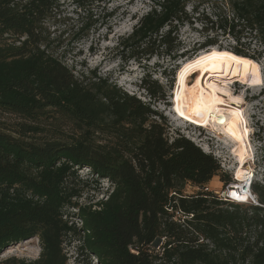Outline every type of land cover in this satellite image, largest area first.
<instances>
[{
    "label": "trees",
    "instance_id": "obj_1",
    "mask_svg": "<svg viewBox=\"0 0 264 264\" xmlns=\"http://www.w3.org/2000/svg\"><path fill=\"white\" fill-rule=\"evenodd\" d=\"M73 1L86 12L76 40L114 15L93 14L99 0ZM147 1L118 43L127 59L176 61L211 47L264 59V0ZM56 4L0 0V113L19 119H0V254L33 237L41 244L37 259L0 264H68L64 243L79 230L78 256L100 264H264V181L251 184L257 202L211 190L215 176L232 177L188 137H170L166 115L153 106L169 103L181 61L163 70L174 75L167 85L144 74L151 101L96 71L77 77L49 48L44 23ZM187 27L197 37L191 50L181 34ZM51 118L71 130L48 127ZM89 179L107 182L106 195L82 205Z\"/></svg>",
    "mask_w": 264,
    "mask_h": 264
},
{
    "label": "rangeland",
    "instance_id": "obj_2",
    "mask_svg": "<svg viewBox=\"0 0 264 264\" xmlns=\"http://www.w3.org/2000/svg\"><path fill=\"white\" fill-rule=\"evenodd\" d=\"M91 10L93 14L101 15V17L108 11L113 12L114 15L109 20L102 18L97 24L96 30L79 40L75 39L76 31L86 12L77 8L73 0H57L56 8L44 23L49 34L50 51L60 58L77 77L81 76L82 73L91 75V71H96L100 76L109 77L111 81L130 94H135L144 101H151L150 96L141 87L146 72H153L154 78L167 85L168 79L173 78L174 75L167 74L166 76L163 74L166 67L170 73L173 64L181 61L179 64L181 67L182 62L196 57L202 51H189L187 55L178 58L179 60L176 61L169 57L158 56L144 60L127 59L120 53L118 43L122 37L131 33L138 19L149 10V2L147 0H99L94 3ZM181 34L183 40L187 42V48L191 50L193 41L197 39L196 35L188 27L183 29ZM229 75L225 71L212 72L210 70L205 81H214L233 96L240 97L239 107L243 110L246 123L250 129L251 156L246 165L251 166L254 180L264 181V59L261 62L254 60L247 66L245 64L237 79ZM196 76L197 74L189 80V85L194 83ZM257 80L260 82L256 83ZM224 81L228 82L224 83ZM167 92L169 103L161 102L153 106L166 115L170 137L179 135L188 137L205 152L212 154L220 163L223 172L232 177V181L226 183L217 175L209 183V188L222 196L223 191L229 189L237 181L236 171L239 160L235 152V139L228 134L227 130L223 129V126L216 122L210 125L212 128L210 130L199 122L181 118L175 110L174 89L172 91L168 86ZM224 94L225 96L222 94L219 96L228 98L227 92ZM234 105L238 106L237 104ZM0 119L4 120L7 125H12L11 123L19 120L16 115L9 113H0ZM52 123H57L65 131L71 130L72 127L71 124H64V121H56L52 118L45 120L48 127L53 125ZM204 148H207V151ZM80 174L82 178H87L89 170L82 169ZM81 186L82 196L79 202L83 205L102 199L106 195L105 190L108 185L107 182L89 179L87 183H83ZM187 190L191 192L196 188L188 185ZM73 217L78 228H81L82 221L80 218L77 215ZM82 234L83 230H79V233L70 234L66 238L64 249L68 264H100L97 258L89 257L85 253L78 256L77 248ZM40 253L39 237H33L11 245L0 254V261L10 257L34 260L40 256Z\"/></svg>",
    "mask_w": 264,
    "mask_h": 264
},
{
    "label": "bare ground",
    "instance_id": "obj_3",
    "mask_svg": "<svg viewBox=\"0 0 264 264\" xmlns=\"http://www.w3.org/2000/svg\"><path fill=\"white\" fill-rule=\"evenodd\" d=\"M242 61H248V59L226 49L211 47L202 50L196 57L182 62L177 72L173 92L175 110L181 118L199 122L206 126L216 122L223 126V129L227 130L228 134L235 139V152L239 160L236 171L237 181L227 189V192L240 202L248 201L251 196L254 197L251 188L243 186L244 184L248 185L251 179L254 180L251 178L254 177L251 166L246 165L251 156L250 129L246 123L243 110L239 107L240 97L233 96L214 81H205V78L211 70L212 72L225 71V73L230 74L229 76L237 79L245 66ZM195 74L197 76L194 83L189 85V80ZM227 82L224 81V83ZM223 92H227L228 98L222 97L225 96ZM233 104L238 106H233ZM177 108L180 109L179 112ZM180 112L184 114L181 115ZM204 149L207 151V148Z\"/></svg>",
    "mask_w": 264,
    "mask_h": 264
},
{
    "label": "built area",
    "instance_id": "obj_4",
    "mask_svg": "<svg viewBox=\"0 0 264 264\" xmlns=\"http://www.w3.org/2000/svg\"><path fill=\"white\" fill-rule=\"evenodd\" d=\"M252 173H253V172H252ZM251 178H253V176H252ZM252 182H253V179H251V180L249 181V183H248V187L251 186ZM222 196H223V195H222ZM223 197H224V198H229V199L235 200L234 197L231 196V195H229V196H223ZM250 199H251L253 202H257L255 196H254V197L251 196Z\"/></svg>",
    "mask_w": 264,
    "mask_h": 264
},
{
    "label": "water",
    "instance_id": "obj_5",
    "mask_svg": "<svg viewBox=\"0 0 264 264\" xmlns=\"http://www.w3.org/2000/svg\"><path fill=\"white\" fill-rule=\"evenodd\" d=\"M243 186H244L245 188H250V187H248V185H246V184H244ZM229 195H230V193L227 192V190L223 191V196H229Z\"/></svg>",
    "mask_w": 264,
    "mask_h": 264
},
{
    "label": "snow or ice",
    "instance_id": "obj_6",
    "mask_svg": "<svg viewBox=\"0 0 264 264\" xmlns=\"http://www.w3.org/2000/svg\"><path fill=\"white\" fill-rule=\"evenodd\" d=\"M243 63H245L246 65L248 64V63H250V62H248V61H242ZM256 83H259L260 81H255ZM177 111L179 112L180 111V109L179 108H177ZM180 114L181 115H183L184 113L183 112H180Z\"/></svg>",
    "mask_w": 264,
    "mask_h": 264
}]
</instances>
